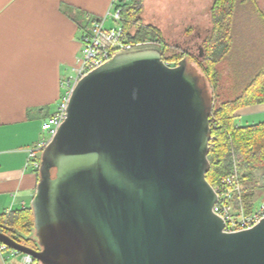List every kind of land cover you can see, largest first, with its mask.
<instances>
[{
	"label": "water",
	"instance_id": "obj_1",
	"mask_svg": "<svg viewBox=\"0 0 264 264\" xmlns=\"http://www.w3.org/2000/svg\"><path fill=\"white\" fill-rule=\"evenodd\" d=\"M211 89L161 44L120 51L82 77L43 150L30 206L41 264H264V218L227 232L207 180ZM52 169H55L52 174Z\"/></svg>",
	"mask_w": 264,
	"mask_h": 264
},
{
	"label": "crops",
	"instance_id": "obj_2",
	"mask_svg": "<svg viewBox=\"0 0 264 264\" xmlns=\"http://www.w3.org/2000/svg\"><path fill=\"white\" fill-rule=\"evenodd\" d=\"M113 8V0H0V212L30 206L38 176L28 148L75 73L82 35ZM261 113L264 103L237 118ZM0 264L21 257L0 252Z\"/></svg>",
	"mask_w": 264,
	"mask_h": 264
},
{
	"label": "trees",
	"instance_id": "obj_3",
	"mask_svg": "<svg viewBox=\"0 0 264 264\" xmlns=\"http://www.w3.org/2000/svg\"><path fill=\"white\" fill-rule=\"evenodd\" d=\"M144 3L145 0L119 1L120 23L127 41L133 45L157 42L162 46L165 62L176 65L182 58H187L207 79L212 95L207 180L217 188L221 179L231 175L237 165L247 210L252 209L254 198L264 191V119L243 125L236 120L239 110L264 103V54L247 52V47H256L260 51L259 48L264 46V39L260 43L259 37L250 36V33L253 34L250 25L256 24L254 21L258 18L263 22L264 11L259 10L256 0H213L210 28L202 36L200 52L194 55L172 48L157 26L144 22ZM241 10L246 11L248 24L245 23V28L250 32H243V38H239L238 16ZM241 43L247 45L243 51L238 50ZM223 62L231 66L236 87L234 91L237 92L228 99L219 98V65ZM36 171L39 181L40 167ZM54 172L55 169H52V174ZM0 231L20 244L40 249L31 206L0 212ZM34 264L39 262L34 260Z\"/></svg>",
	"mask_w": 264,
	"mask_h": 264
},
{
	"label": "built area",
	"instance_id": "obj_4",
	"mask_svg": "<svg viewBox=\"0 0 264 264\" xmlns=\"http://www.w3.org/2000/svg\"><path fill=\"white\" fill-rule=\"evenodd\" d=\"M119 1L113 0L114 8L105 17L95 20L91 31L82 35L81 49L76 56L75 73L62 83L64 91L60 95L57 109L42 124V130L48 137H42L35 145L28 148L27 162L35 169L40 167V152L46 148L67 118L69 101L79 80L90 71L111 60L116 53L138 45L127 41L122 25L106 27L108 18L116 22L121 20ZM166 63L173 65L169 62ZM215 190L218 198L213 210L225 221V231L236 232L250 229L264 218V201L259 208L247 210L246 204L242 200V185L237 165L231 175L221 179ZM4 251L13 255L23 254L22 264H34V258L30 254L21 253L0 242V252Z\"/></svg>",
	"mask_w": 264,
	"mask_h": 264
},
{
	"label": "rangeland",
	"instance_id": "obj_5",
	"mask_svg": "<svg viewBox=\"0 0 264 264\" xmlns=\"http://www.w3.org/2000/svg\"><path fill=\"white\" fill-rule=\"evenodd\" d=\"M256 2L259 10L263 12L264 0H256ZM212 3L213 0H145L142 18L146 24H153L157 26L161 30L164 40L172 48L178 49L181 52L189 51L192 54L197 55L200 52L202 36L207 33L211 25L210 7ZM251 11L253 10L251 9ZM246 16V11L241 10L238 16L240 21L239 38H243V32L246 34L250 33L248 28H245V23L248 24ZM258 20L254 21L256 24L253 23L250 25V29H252L253 32V34L250 33V36L254 38L259 37L258 41L261 43L264 39V21L260 22V20ZM116 26H121L120 21L116 22L111 18L106 20V27L110 28ZM246 46L244 43H241L238 45V50L243 51ZM259 49L260 51H258L256 47L253 49V47L250 46L247 47V52L250 51L251 54H257L260 52L261 55H263L264 46L260 47ZM189 62L196 66L194 62ZM231 70V66L227 62H223L219 65V71L221 74L220 88L218 87L220 92L219 98H232L237 93L234 91L236 87L234 86L235 80ZM263 119L264 113H261L244 115L237 118L236 121L237 123L243 125L247 123L259 122ZM44 136L48 137L46 132L43 131L41 138ZM42 153L43 151L40 152V159L42 157ZM242 200L245 203L243 198V185ZM254 200L255 202L253 204V209H257L264 201V191H261L259 194H257ZM22 255L23 254L19 255L21 260Z\"/></svg>",
	"mask_w": 264,
	"mask_h": 264
}]
</instances>
